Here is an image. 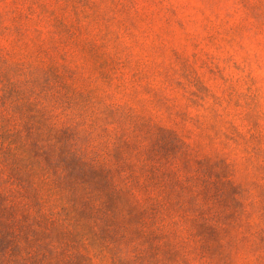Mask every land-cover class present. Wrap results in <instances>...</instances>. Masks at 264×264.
Segmentation results:
<instances>
[{
	"label": "rangeland",
	"instance_id": "obj_1",
	"mask_svg": "<svg viewBox=\"0 0 264 264\" xmlns=\"http://www.w3.org/2000/svg\"><path fill=\"white\" fill-rule=\"evenodd\" d=\"M0 264H264V0H0Z\"/></svg>",
	"mask_w": 264,
	"mask_h": 264
}]
</instances>
